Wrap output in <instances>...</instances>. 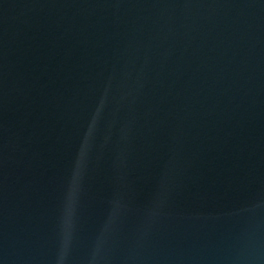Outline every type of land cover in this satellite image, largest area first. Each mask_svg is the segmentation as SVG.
<instances>
[{"label":"water","instance_id":"95a60500","mask_svg":"<svg viewBox=\"0 0 264 264\" xmlns=\"http://www.w3.org/2000/svg\"><path fill=\"white\" fill-rule=\"evenodd\" d=\"M0 264H264V0H0Z\"/></svg>","mask_w":264,"mask_h":264}]
</instances>
